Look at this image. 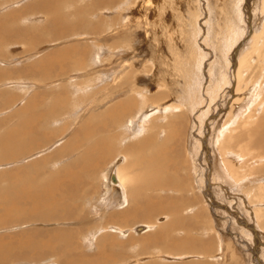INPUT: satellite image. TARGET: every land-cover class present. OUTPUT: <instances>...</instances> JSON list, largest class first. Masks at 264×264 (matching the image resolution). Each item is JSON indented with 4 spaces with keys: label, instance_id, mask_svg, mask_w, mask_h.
<instances>
[{
    "label": "rangeland",
    "instance_id": "1",
    "mask_svg": "<svg viewBox=\"0 0 264 264\" xmlns=\"http://www.w3.org/2000/svg\"><path fill=\"white\" fill-rule=\"evenodd\" d=\"M189 1L56 0L58 9L49 15L42 0H0V264H61L59 253L67 245L57 240L61 234L71 238V253L76 249L85 258L75 264H264V190L252 195L264 186V132L234 138L240 133L235 123L252 103L261 102L255 121L241 122L245 128L264 117V86L259 78L252 101L238 109L245 94L239 104L231 103L232 75L227 69L228 56L236 55V34V41H245L249 26L259 30L264 21L261 0H214L221 16L214 25L227 53L215 52L217 36L211 37L217 44L208 48L193 83L185 71L190 48L185 29L196 22L188 17L194 0ZM211 2L201 8L195 23L203 34L211 28ZM54 19L65 24L57 32L49 24ZM249 44L250 38L242 48L246 51ZM173 58L182 59V64L176 63L178 70H173ZM256 62L252 58L251 63ZM245 75L249 80L250 74ZM139 91L147 95V106L170 99L188 105L181 113L162 107L145 111ZM13 134L24 138L11 140ZM142 139L152 141L131 146ZM225 139L230 143L226 157L238 166L247 158L251 165L238 179L225 170L218 147ZM158 143L165 146L160 172L168 177L170 190L153 189L148 180L154 170L146 159L157 155ZM242 146L250 149L242 152L244 157ZM122 157L131 190L137 194L139 189L137 197H148L154 204L149 214H122L133 207L131 197L123 189L117 190L122 197L107 190L106 173ZM210 157L215 163L212 176ZM63 185L74 187L71 195L61 194ZM248 197L262 200L251 203ZM62 206L66 210H60ZM55 209L65 217L48 213ZM175 217L183 222L169 228ZM116 227L124 229V236ZM186 234L192 242L183 239Z\"/></svg>",
    "mask_w": 264,
    "mask_h": 264
},
{
    "label": "bare ground",
    "instance_id": "2",
    "mask_svg": "<svg viewBox=\"0 0 264 264\" xmlns=\"http://www.w3.org/2000/svg\"><path fill=\"white\" fill-rule=\"evenodd\" d=\"M40 1V0H39ZM43 2L41 3V6L42 7H45V13H47V14H49V15H51L53 12H55L56 11V9H58V8H55L57 5H55L54 4V2H56V0H42ZM102 1H104V0H97V2H102ZM163 1V0H162ZM189 1V0H188ZM196 1V2H195ZM156 2V1H155ZM190 2V1H189ZM195 2V3H194ZM194 2L192 1L191 2V7L193 6V8H191L190 10H189V6L187 7V10H189L190 11V14L188 15V17H194L193 19H196V22L198 21V19H200V18H198V17H200L199 15L202 13V11H201V8L203 7V6H205V8H203V9H206V5L208 4L209 5V3L208 2H211L210 0H194ZM198 2V3H197ZM204 2H206L205 3V5H204ZM215 1L214 0H212V2H211V9H212V11L210 10V12H211V19H212V23H211V28H209L208 30H206V32H204V34L202 33V30H200V29H198L197 27H196V25H195V20H192L193 22H195L194 24H192L191 26H189L190 27V29H185V32H186V35H185V42L188 44H190V48H189V46H188V54H187V59H186V64H185V71L187 72V73H189V74H191V79H190V82H194V79L195 78H197V72H196V70H197V67H198V65H199V69H201V65H202V63H201V61H205L206 59V54H207V50H208V48H213L212 46H214V44L216 45L217 44V42H218V44H219V46H217L218 48H213V49H215V52H219V54H225V53H227L225 50H223V44L225 43H223L222 44V38H220L221 36H220V34H218L217 32H218V30H219V28L217 27L216 28V26L214 25L215 24V22H217V20L221 17L220 16V12H218V10H219V7L218 6H220V5H217L216 4V2L214 3ZM57 3V2H56ZM148 3V2H147ZM246 3V2H245ZM165 4V3H164ZM251 4H253V2H251ZM250 4V5H251ZM149 5H151V3L149 4ZM174 5V4H173ZM234 5V4H233ZM148 6V5H147ZM162 6V5H161ZM167 6V5H166ZM178 6V5H177ZM180 6V5H179ZM239 6V5H238ZM175 7V6H174ZM170 8V7H169ZM208 8H209V6H208ZM243 8V7H242ZM246 8H248V5L246 6ZM149 9V8H148ZM162 9V8H161ZM180 9V8H179ZM221 9H222V13L223 14H225L226 12H227V9L226 8H222L221 7ZM220 9V10H221ZM170 10H171V8H170ZM184 10H186V6H185V9ZM260 19H261V21H263V19H264V0H261V2H260ZM167 11V10H166ZM173 11V10H172ZM78 12V11H77ZM160 12V11H159ZM175 12V11H174ZM207 12V11H206ZM11 13V12H10ZM152 13H154V12H152ZM182 13V12H181ZM40 14V13H39ZM82 14H84V13H82ZM226 14H228V13H226ZM232 14V13H231ZM158 15V14H157ZM185 15V14H184ZM183 15V13L181 14V16H184ZM148 16V15H147ZM153 16V15H152ZM159 16V15H158ZM172 16V15H171ZM186 16V15H185ZM184 16V17H185ZM203 16V15H202ZM228 16V15H227ZM161 18H162V15L160 16ZM167 17V16H166ZM228 17H230V16H228ZM153 18V17H152ZM181 18V17H180ZM83 19V18H82ZM81 19V20H82ZM207 19H210V18H207ZM226 19V18H225ZM238 19V18H237ZM163 20V19H162ZM250 20V19H249ZM83 21V20H82ZM153 21V20H152ZM165 21V20H164ZM170 21H171V19H170ZM169 21V22H170ZM184 21V20H183ZM211 21V20H210ZM155 22V21H154ZM157 22V21H156ZM186 22V21H185ZM189 22V21H188ZM222 22V21H221ZM248 22V21H247ZM81 23V22H80ZM80 23H78L76 26H79V24ZM171 23V25L173 24V22H170ZM50 25H51V27H52V25H53V28H54V31L55 32H57V29H60V27H63V26H60V25H65L64 23H62V22H60V21H58V19L56 20V19H54L53 20V22H51V20H50V23H49ZM81 25V24H80ZM158 25V24H157ZM225 25H227V24H225ZM228 25H229V23H228ZM231 25V24H230ZM230 25L229 26H226L225 28H224V30H226L227 32H226V34L228 35V29L230 28ZM252 25V24H251ZM236 26H237V29H236V31H240L239 33H241V29H239L238 28V24H236ZM166 27V26H165ZM167 28V27H166ZM165 28V29H166ZM186 28V27H185ZM200 28V27H199ZM235 28V27H234ZM162 29V28H161ZM198 30H200L199 32H198ZM210 30V31H209ZM163 31V30H162ZM169 33V32H168ZM202 34V36H199V34ZM171 34V33H170ZM197 34H198V36H197ZM231 34V33H230ZM217 36L216 37V40H217V42H215V41H212V39H211V37H213V36ZM237 36H239V34H236ZM230 36V35H229ZM237 36H235V39H234V43L232 44V45H234L235 47H237V48H235L234 47V50H237L236 52H234V53H232V54H235L236 53V55H234L235 57H232V55H229L228 56V61H229V63L230 64H228V67H227V69H228V71L230 72V76L232 75V84H233V89H232V91H230V94H232L231 96H233V98H232V101H231V103L232 102H235V103H237V104H239L238 102H240V100L243 98V95L245 94V98H244V100H243V102H242V104L238 107V109H241L242 107H244L245 106V103L246 102H250V99H251V101H252V98H251V96L253 95V93H254V90H255V88L258 86V79L259 78H261L262 79V85L264 86V21L262 22V25H261V27H260V29L258 30L257 28H255V26L253 25V26H249V35L246 37V39H245V41H241V40H238L239 41V43H238V41H236V39H237ZM155 37V36H154ZM222 37H224V36H222ZM241 37V36H240ZM172 38V37H171ZM210 38V39H209ZM250 38V44H249V48L245 51L244 50V48H242V46H243V44L246 42V41H248V39ZM157 39V38H156ZM169 40H170V36H169V38H168ZM232 40V39H231ZM157 41V40H156ZM172 41H173V39H172ZM209 41V42H208ZM179 42V41H178ZM213 42H215V43H213ZM221 42V43H220ZM229 42V40H228V38H227V42L226 43H228ZM172 44V43H171ZM175 44V43H174ZM204 44V45H203ZM231 44V43H230ZM231 45V46H232ZM231 46H229V51H230V48H231ZM176 47V46H175ZM156 49V48H155ZM171 49H172V47H171ZM227 50V51H228ZM157 51V50H156ZM173 52H175V51H173ZM212 50H211V54H212ZM214 52V53H215ZM230 53H231V51H230ZM173 54H175V53H173ZM177 54V53H176ZM175 54V55H176ZM209 54V53H208ZM218 54V53H217ZM186 55V54H185ZM215 55H216V53H215ZM256 55V56H255ZM170 56V55H169ZM174 57V56H173ZM185 57V56H184ZM212 57H213V55H212ZM254 57H256L257 58V62H256V64H252L251 63V60H252V58H254ZM203 58H204V60H203ZM185 59H183V60H185ZM209 59L211 60V57H209ZM215 59V58H214ZM216 59H217V57H216ZM222 59V58H221ZM154 60V59H153ZM213 61V60H212ZM159 62V61H158ZM171 62H172V66H173V70L174 69H176V70H178V63H180V64H182V59L178 62V60L177 59H172L171 60ZM210 62V61H209ZM214 62H215V60H214ZM177 63V64H176ZM205 63V62H204ZM159 64V63H158ZM211 64V63H210ZM154 65V64H153ZM216 65V64H215ZM206 69V68H205ZM219 70V69H218ZM249 70L251 71L250 73H247V72H249ZM49 71V70H48ZM170 71H171V69H170ZM200 71V70H199ZM198 71V72H199ZM225 71V70H224ZM180 72V71H179ZM225 73V72H224ZM251 73H253V74H251ZM226 74V73H225ZM244 74H250L249 76H250V79L249 80H247V76L245 75L244 76ZM251 76H253L254 78H252ZM249 78V77H248ZM198 79V78H197ZM231 79V78H230ZM252 79V80H251ZM257 80V81H256ZM111 83V82H110ZM161 84V83H160ZM262 86V87H263ZM262 87L260 88V86H259V89L257 90L258 92H257V94L258 93H260L261 92V90H262ZM144 91V90H143ZM148 91V90H147ZM227 93H229V92H227ZM237 93H239V95L240 96H236V94ZM241 93H244L243 95L241 94ZM139 97H140V99H141V107L143 106V107H146L145 108V111H147L148 110V108L149 109H153L154 110V112L156 111V109H160L159 107H162L163 109L165 108V109H171V110H173L174 112L175 111H180L182 108H183V106H185V104L184 103H182V102H180V99L177 101V102H175V100H172V99H170V100H168V101H166V102H164V103H162V104H158V103H155L156 105L155 106H147L148 104H147V100H148V97H147V95H145L143 92H140L139 91ZM215 95V94H214ZM55 96V95H54ZM134 97V96H133ZM229 97V98H230ZM240 97H241V99H240ZM217 98V97H216ZM263 99H264V94H263ZM137 100V99H136ZM242 101V100H241ZM254 101H255V99H254ZM149 102V101H148ZM261 102H259V103H257V102H255V103H252V108L248 111V112H246L247 113V115L245 116V117H243V115H244V113L242 114V116H240L239 117V120L235 123L236 125H238L236 128L237 129H240V133L239 134H236V135H238V136H234V138L236 137L237 139H236V141L237 140H239V138L241 137V136H243L244 134H246V133H253V134H256V132L258 131V133L260 134V133H262V132H264V117H260L259 118V121L257 122V124L256 125H254V124H252L250 127H248V128H245V125H243L242 123H246V122H248V123H252V122H254L255 121V117L257 116L256 115V113L258 114V112H257V110L259 109V104H260ZM263 104V103H262ZM186 105H188V104H186ZM228 106H229V104H228ZM186 107V106H185ZM190 107V106H189ZM161 108V109H162ZM187 109V108H186ZM141 110V109H140ZM189 110V109H188ZM187 110V111H188ZM200 110V109H199ZM50 111V110H49ZM157 111H159V110H157ZM168 111H170V110H168ZM190 111H191V108H190ZM46 111H44V113H45ZM139 112H141V111H139ZM143 112V111H142ZM167 112V111H166ZM182 112V110L180 111V113ZM263 112V111H262ZM231 111H229L228 112V115L225 113V115H227L226 116V119H225V124L228 122V120L231 118ZM41 114V113H40ZM47 113H45V115H46ZM157 114V113H156ZM160 114V113H159ZM131 115H133V114H131ZM135 115H136V113H135ZM152 115H155V114H152ZM151 115V116H152ZM172 115H175V114H172ZM178 116L179 115H181V114H177ZM234 115V114H233ZM138 116V115H137ZM167 116V115H166ZM176 116V115H175ZM34 117V116H33ZM143 117V116H142ZM145 117H146V115H145ZM118 118V117H117ZM159 118H160V116H159ZM166 118V117H165ZM169 118V117H168ZM24 119V118H23ZM43 119V118H42ZM45 119V118H44ZM147 119V118H146ZM177 119V118H176ZM119 120V119H118ZM139 120H141V119H139ZM142 120H143V118H142ZM174 120V119H173ZM224 120V119H223ZM237 120V119H236ZM28 121V120H27ZM170 121V120H169ZM175 121V120H174ZM173 121V122H174ZM176 121H178V120H176ZM112 122V121H111ZM116 122V121H115ZM126 122V121H125ZM140 122V121H139ZM142 122V121H141ZM140 122V123H141ZM144 122H145V120H144ZM233 121H231V123H232ZM242 122V123H241ZM20 123H22V122H20ZM19 123V124H20ZM140 123H138V124H140ZM148 123V122H147ZM151 123H152V121H151ZM168 123V122H167ZM18 124V125H19ZM142 124V123H141ZM153 124V123H152ZM155 125H156V127L158 126V123H154ZM160 124V123H159ZM171 124V122H169L168 123V125H170ZM174 124V123H173ZM230 124V121H229V123L227 124V125H229ZM105 125V124H104ZM168 125H166V126H168ZM177 125V124H176ZM235 125V126H236ZM22 126V125H21ZM29 126V125H28ZM138 126V125H137ZM175 126V125H174ZM234 126V127H235ZM32 127H34L33 125H32ZM155 127V128H156ZM19 128H20V126H19ZM22 128H24V127H22ZM29 128H30V126H29ZM95 128V131H97L96 129H98V126H96V127H94ZM111 128V127H110ZM131 128V127H130ZM132 128H134V127H132ZM140 128V127H139ZM149 128V127H148ZM18 129V128H17ZM21 129V128H20ZM25 129H28L27 127L25 128ZM31 129V128H30ZM108 129V128H107ZM135 129V128H134ZM133 129V130H134ZM137 129V128H136ZM143 129V128H142ZM152 129H154V128H151V130ZM166 129V128H165ZM164 129V130H165ZM171 129H173V130H175L174 128H171ZM171 129H169L168 128V130H171ZM230 129V128H229ZM14 130V129H13ZM22 130V129H21ZM33 130V129H32ZM86 130V129H85ZM163 130V131H164ZM233 130V129H232ZM12 131V130H11ZM10 131V132H11ZM15 131H16V128H15ZM14 131V132H15ZM29 132H30V130H28ZM28 131H26V132H28ZM105 131H106V129H105ZM135 131V130H134ZM145 131V130H144ZM143 131V132H144ZM13 132V133H14ZM18 132V131H17ZM78 132V131H77ZM139 132V131H138ZM20 133H21V135L22 136H24L23 134H24V132H23V134H22V132L20 131ZM19 133V134H20ZM31 133H33V132H31ZM141 133H142V131H141ZM12 134V132L10 133V135ZM143 134V133H142ZM164 134V133H163ZM226 134V133H225ZM252 134V135H253ZM262 134H264V133H262ZM13 135H15V136H13L12 137V139L11 140H15V139H22V138H24V137H22V136H19L18 134H13ZM27 134L25 133V136H26ZM148 135H150V134H148ZM174 135H175V133H174ZM261 135V134H260ZM31 136V135H30ZM166 136V135H165ZM226 136V135H225ZM7 137V136H6ZM11 137V136H10ZM27 137H29V136H27ZM137 137V136H136ZM148 137V136H147ZM169 137V136H168ZM219 137V136H218ZM31 138V137H30ZM176 138V137H175ZM154 139V138H153ZM102 140V139H101ZM147 140V139H146ZM145 140V141H146ZM167 139H165V141H166ZM220 140V139H219ZM260 140V139H259ZM261 140H262V138H261ZM105 141H107V140H105ZM110 141V140H109ZM140 141V140H139ZM142 141H144V139H142L141 141H140V143L139 144H136V145H132L131 144V146L132 147H136V146H138V145H140V144H143L144 142H142ZM152 140H150V142H151ZM229 142V140H227V139H225L224 141H220V144L218 145V147H219V150H220V153H221V155H222V160H223V162H224V166L226 167V169L225 170H227V171H229V173H230V175H233L235 178H239L241 175H242V170L243 169H246V168H248V166L250 167L251 165H250V163H249V160H247V158H245V160H244V162H243V166L244 165H246V167H243L242 165L240 166H238L237 165V163H234V160H231L230 158H227L226 157V153H227V149L230 147V146H227V144H230V143H227L226 144V142ZM21 142V141H20ZM104 142V141H103ZM147 143H145V144H149L150 142H148V141H146ZM154 142V141H153ZM232 142H234V141H232ZM235 143V142H234ZM4 145H5V143H3ZM170 144V143H169ZM247 144V143H246ZM168 145V144H167ZM89 146V145H88ZM87 146V147H88ZM100 146V145H99ZM131 146H128V148H132ZM140 146H142V145H140ZM146 146V145H145ZM144 145H143V147H145ZM169 146V145H168ZM18 147V146H17ZM147 147V146H146ZM145 147V148H146ZM153 147V146H152ZM204 147H205V145H204ZM249 147V146H248ZM248 147H244V146H242L241 148V150H240V148H239V151H241V153H240V155L242 156V157H244V154H247V151L248 150H250V149H248ZM64 148V147H63ZM73 148V147H72ZM71 148V149H72ZM93 148V147H92ZM92 148H90L91 150H92ZM140 148V147H139ZM138 148V149H139ZM154 148V147H153ZM61 149V148H60ZM75 149V148H74ZM152 149V148H151ZM97 150V149H96ZM141 150H143V149H141ZM140 150V151H141ZM155 150H157L158 151V153H157V155L155 156V157H150V158H148V159H146L147 161H148V165L150 166V167H153V172H154V175H153V178H152V176H149L150 178H148V180H149V182H151V183H153L152 184V188L153 189H157V188H159V190L161 191V190H168L169 189V187H170V185H169V182H168V177L167 176H165V175H163L160 171H161V169H162V167H163V160H164V157H163V152H164V150H165V146L164 145H162V144H159L158 143V145H156L155 146ZM188 150H189V148H188ZM86 151V150H85ZM153 151V150H152ZM228 151H230V150H228ZM189 152H190V150H189ZM244 154H243V153ZM86 153V152H85ZM152 152H151V154H153ZM165 153V152H164ZM87 154H88V151H87ZM149 154H150V152H149ZM150 154V155H151ZM258 154V153H257ZM86 155V154H85ZM261 155H263V154H261ZM260 154L258 155V156H261ZM148 156V155H147ZM233 155H231V157H232ZM255 156V155H254ZM253 156V157H254ZM264 156V155H263ZM120 157V156H119ZM137 157H139V156H137ZM252 157V158H253ZM262 157V156H261ZM145 158H147V157H145ZM154 158V159H153ZM251 158V159H252ZM256 158V157H255ZM264 158V157H263ZM122 159H123V161L121 162L120 160V158H117L115 161H114V163H112L111 164V166H110V168H109V170H108V172L106 173V187H107V190L108 191H110L111 193H113L116 197H119V196H121V193H119L117 190H120V189H123L124 191H125V195L127 194V197H131V199H132V201L134 202V205H133V207L132 208H130L129 210H125V211H123L122 212V214L123 213H125V215L128 213V216H130V218L133 216V217H137L138 216V213L139 212H141L142 214H144V213H151L153 210H154V207H153V203H150V202H148V200H150L148 197H137V195H138V190H137V194H135L134 192H136V190H134V191H132L131 189H133V187L132 186H130V184H131V182H132V178L129 176V173L128 172H126V169H127V165L125 164V166H124V164L123 163H125V158L124 157H122ZM210 159L211 160H209V162H210V167H211V173H210V176H212V172H213V170H214V167H213V165L215 164L214 163V158L212 159L211 157H210ZM82 160V159H81ZM80 159H78V162L79 161H81ZM83 160H84V158H83ZM86 160V159H85ZM138 161H139V159H138ZM141 162V161H140ZM139 162V163H140ZM238 162V161H237ZM255 162V161H254ZM73 164V163H72ZM147 164V163H146ZM141 165V164H140ZM78 166V165H77ZM124 166V167H123ZM146 166V165H145ZM72 167V166H71ZM126 167V168H125ZM87 168V167H86ZM89 168V167H88ZM145 168V167H144ZM251 168V167H250ZM63 169V168H62ZM68 170V169H67ZM66 170V171H67ZM217 171L216 172H218L219 170H218V168L216 169ZM65 171V170H64ZM71 171V170H70ZM245 171V170H244ZM252 171V170H251ZM250 171V172H251ZM250 172H247V173H250ZM253 172V171H252ZM64 173H67V172H64ZM70 173V172H69ZM136 173V172H135ZM62 174V173H61ZM131 174V173H130ZM150 174V173H149ZM148 174V175H149ZM59 175V174H58ZM66 175V174H65ZM110 175H112V178H110L111 176ZM133 175H135V174H133ZM132 175V176H133ZM60 176V175H59ZM67 176V175H66ZM145 176H146V174H145ZM74 177H75V174H74ZM77 177H80V176H77ZM76 177V178H77ZM53 178V177H52ZM75 179V178H74ZM140 180V179H139ZM27 181V180H26ZM56 181V180H55ZM73 181V180H72ZM77 181V180H76ZM75 182V181H74ZM82 182V181H81ZM148 182V183H149ZM50 183V182H49ZM77 183H78V181H77ZM16 184V183H15ZM73 184V183H72ZM76 184V183H75ZM53 185V184H52ZM66 185V184H65ZM65 185H63L64 187H63V189H61V194H62V192L63 193H65V194H69V195H71L72 194V190H71V188L73 189L74 187H71V188H68V187H65ZM68 185V184H67ZM78 185V184H77ZM50 186V185H49ZM48 186V187H49ZM69 186V185H68ZM75 186V185H74ZM80 186H81V184H80ZM169 186V187H168ZM19 187V186H18ZM37 187V186H36ZM256 187V186H255ZM16 188V187H15ZM21 188V187H20ZM78 188V187H77ZM77 188H75V189H77ZM171 189H172V187H170ZM28 189V188H27ZM32 189V188H31ZM30 189V190H31ZM38 189V188H37ZM81 189V188H80ZM80 189H78V190H80ZM208 189V188H207ZM246 189V188H245ZM258 190H255V192L253 193L252 192V195H255L256 194V192L258 193L259 191H261V190H264V186H258V188H257ZM19 190V189H18ZM33 190V189H32ZM77 190V191H78ZM170 190V189H169ZM23 191H24V188H23ZM34 191V190H33ZM39 191V190H38ZM76 191V192H77ZM247 191V190H246ZM249 191H250V189H249ZM25 192V191H24ZM75 192V191H74ZM209 192V191H208ZM248 192V191H247ZM16 193V192H15ZM21 193V192H20ZM19 193V194H20ZM37 193V192H36ZM48 193V192H47ZM123 193V192H122ZM142 193V192H141ZM151 193V192H150ZM206 193V192H205ZM249 193V192H248ZM259 193H261V192H259ZM17 194V193H16ZM32 194V193H31ZM40 194H42V193H40ZM75 194V193H74ZM80 194V193H79ZM152 194V193H151ZM36 195V194H35ZM43 195V194H42ZM54 195V194H53ZM58 195V194H57ZM76 195H78V194H76ZM20 196V195H19ZM24 196V195H23ZM52 196V195H51ZM114 196V197H115ZM261 196V198H262V195H260ZM43 197V196H42ZM46 197V196H45ZM69 197V196H68ZM122 197V196H121ZM252 197V196H251ZM250 197V199H249V197H248V199H249V201L251 202V203H253V201L252 200H256L257 199V197L254 199V197L253 198H251ZM138 198V199H137ZM261 198H258L257 199V201L258 200H260ZM25 199V198H24ZM31 199V198H30ZM55 199V198H54ZM123 199H124V197H123ZM139 201V199H143L142 201H140L141 203L140 204H138V201ZM27 200H29V199H27ZM58 200V199H57ZM125 200V199H124ZM262 200V199H261ZM30 201V200H29ZM47 201V200H46ZM45 201V202H46ZM55 201H56V199H55ZM59 201V200H58ZM42 202V201H41ZM261 202V201H260ZM47 203V202H46ZM56 203V202H55ZM64 203V202H63ZM71 203H73V202H71ZM160 203V202H159ZM216 203V202H215ZM35 204H36V202H35ZM153 204V205H152ZM32 206V205H31ZM157 206V205H156ZM155 206V207H156ZM165 206H167V204L165 203ZM42 207V206H41ZM69 207V206H68ZM158 207L159 208H161V207H163L162 206V204L161 205H158ZM36 208H39V207H36ZM35 208V209H36ZM53 208V207H52ZM70 208V207H69ZM131 209H133V210H131ZM38 210V209H37ZM42 210V209H41ZM60 210H66L65 209V207H61L60 208ZM131 210V211H130ZM35 211V210H34ZM37 212V211H36ZM42 212V211H41ZM260 212V211H259ZM40 213V212H39ZM46 213V212H45ZM49 214H51V215H61V218L62 217H65L64 215V213L63 212H59V211H57L56 209L55 210H52L51 212L49 211L48 212ZM140 213V214H141ZM256 213H258V212H256ZM263 213V212H262ZM34 214H35V212H34ZM33 214V215H34ZM121 213H118V216H121L122 215ZM264 214V213H263ZM43 215H45V214H43ZM51 215H47V216H51ZM66 215H68V214H66ZM117 215V214H116ZM40 216H42V214L40 215ZM46 216V217H47ZM142 216V215H141ZM140 216V217H141ZM145 216V215H144ZM148 216V215H147ZM26 217V216H25ZM139 217V216H138ZM178 217H180V216H178ZM258 217L260 218L261 216L260 215H258ZM27 218V217H26ZM32 218V217H31ZM34 218V217H33ZM40 218H42V217H40ZM52 218V217H51ZM57 218V217H56ZM177 217H175L174 219H173V221L169 224V228H172V227H176L175 225L177 224V223H181V222H183V219L181 220L180 218H179V220H175ZM23 219V218H22ZM25 220V219H24ZM27 220V219H26ZM31 220V219H30ZM94 222V221H93ZM262 223V222H261ZM155 225V224H154ZM145 226V225H144ZM147 227V226H146ZM137 228V227H136ZM142 228V227H141ZM140 228H137V230H139ZM174 229V228H173ZM172 229V230H173ZM166 230H168V229H166ZM115 231L116 232H118V233H120L121 235H123L124 236V234H125V232H124V229L123 228H115ZM157 232V231H156ZM164 233V232H163ZM159 234V233H158ZM166 234V233H165ZM254 234H256V235H258V233H256V232H254ZM154 235H156V234H154ZM167 235V234H166ZM165 235V236H166ZM189 234H186L185 235V237L183 238L185 241H187L188 239H189V241L190 242H192V239L190 238V237H187ZM164 236V235H163ZM151 237V236H150ZM147 238H149V237H147ZM146 238V239H147ZM162 238V237H161ZM71 239V238H70ZM70 239H68V238H65L64 237V235H62L61 234V236H58V239L57 240H62V242L65 244V243H67V245H65V246H62L61 247V251H60V253H59V258H60V261H61V264H75V263H78V262H80V260H82V259H85V258H83V255H80L79 254V252H77V250L76 249H74V254H72L71 253V251L72 250H70L71 248L70 247H68V244H69V242L71 241ZM154 239V238H153ZM153 239H151L152 241H153ZM191 239V240H190ZM21 240V239H20ZM149 240H150V238H149ZM157 240H158V238H157ZM147 241H148V239H147ZM155 241H156V239H155ZM157 242V241H156ZM61 244V243H60ZM72 245L76 248V245L74 244V243H72ZM59 246H61V245H59ZM74 247H72V248H74ZM3 248H5V249H7V247L5 246V244H4V247ZM0 255H1V253H0ZM96 255H99L98 257H102V253H100V252H98ZM6 256V255H5ZM7 256H9V255H7ZM3 257V255H1L0 256V258H2ZM57 259H58V257H57Z\"/></svg>",
    "mask_w": 264,
    "mask_h": 264
},
{
    "label": "water",
    "instance_id": "3",
    "mask_svg": "<svg viewBox=\"0 0 264 264\" xmlns=\"http://www.w3.org/2000/svg\"><path fill=\"white\" fill-rule=\"evenodd\" d=\"M111 177L110 178H112V175H110Z\"/></svg>",
    "mask_w": 264,
    "mask_h": 264
}]
</instances>
